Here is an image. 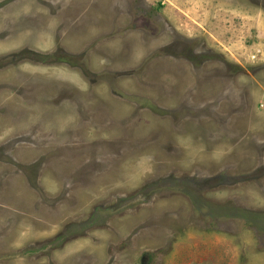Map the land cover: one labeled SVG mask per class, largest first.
<instances>
[{
  "label": "rangeland",
  "instance_id": "obj_1",
  "mask_svg": "<svg viewBox=\"0 0 264 264\" xmlns=\"http://www.w3.org/2000/svg\"><path fill=\"white\" fill-rule=\"evenodd\" d=\"M0 264H264V0H0Z\"/></svg>",
  "mask_w": 264,
  "mask_h": 264
},
{
  "label": "built area",
  "instance_id": "obj_2",
  "mask_svg": "<svg viewBox=\"0 0 264 264\" xmlns=\"http://www.w3.org/2000/svg\"><path fill=\"white\" fill-rule=\"evenodd\" d=\"M257 52H259V51H257ZM259 53H260V52H259ZM252 57H253V58H255V56H254V55H253Z\"/></svg>",
  "mask_w": 264,
  "mask_h": 264
}]
</instances>
